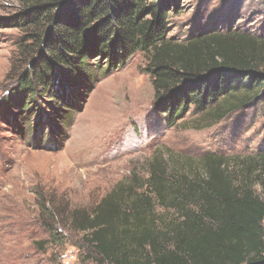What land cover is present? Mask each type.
<instances>
[{"label":"trees","instance_id":"trees-1","mask_svg":"<svg viewBox=\"0 0 264 264\" xmlns=\"http://www.w3.org/2000/svg\"><path fill=\"white\" fill-rule=\"evenodd\" d=\"M180 1L18 0L22 11L7 23L32 28L10 93L18 115L26 122L50 108L70 118L57 74L89 90L136 52L146 57L153 110L166 127L190 109L222 120L264 104V34L229 25L238 1L173 40L169 16ZM263 220L264 146L197 159L157 151L146 177L131 173L90 210L73 209L67 229L83 234L79 247L96 264H264Z\"/></svg>","mask_w":264,"mask_h":264},{"label":"rangeland","instance_id":"rangeland-1","mask_svg":"<svg viewBox=\"0 0 264 264\" xmlns=\"http://www.w3.org/2000/svg\"><path fill=\"white\" fill-rule=\"evenodd\" d=\"M237 1L239 16L229 25L264 34L257 0ZM233 2L181 0L169 16L167 37L181 40ZM21 11L18 0H0V264H96L79 247L83 234L67 229L73 209L90 210L131 173L146 177L157 151L197 159L206 153L253 155L264 146V104L222 120H205L190 109L166 127L153 110L141 52L95 78L89 90L65 85L58 73V91L73 107L70 118L43 108L24 122L10 93L25 63L19 44L32 28L7 23ZM48 227L57 236H49Z\"/></svg>","mask_w":264,"mask_h":264},{"label":"bare ground","instance_id":"bare-ground-1","mask_svg":"<svg viewBox=\"0 0 264 264\" xmlns=\"http://www.w3.org/2000/svg\"><path fill=\"white\" fill-rule=\"evenodd\" d=\"M93 136V134H91Z\"/></svg>","mask_w":264,"mask_h":264}]
</instances>
